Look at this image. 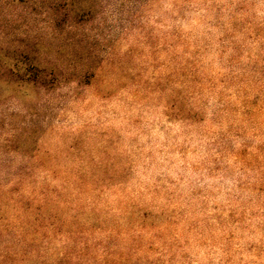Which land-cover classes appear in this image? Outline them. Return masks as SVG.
Returning a JSON list of instances; mask_svg holds the SVG:
<instances>
[{"label":"clouds","instance_id":"clouds-1","mask_svg":"<svg viewBox=\"0 0 264 264\" xmlns=\"http://www.w3.org/2000/svg\"><path fill=\"white\" fill-rule=\"evenodd\" d=\"M161 11L165 40L185 54L141 66L121 40L149 38ZM42 19L51 37L56 21ZM68 32L94 45L93 60L53 90L0 91V119L17 138L37 112L94 109L77 133L76 184L23 181L0 214V264H61L69 252L71 264H264V0H97L94 19ZM46 196L51 226L35 231Z\"/></svg>","mask_w":264,"mask_h":264},{"label":"rangeland","instance_id":"rangeland-1","mask_svg":"<svg viewBox=\"0 0 264 264\" xmlns=\"http://www.w3.org/2000/svg\"><path fill=\"white\" fill-rule=\"evenodd\" d=\"M14 1L0 0V91L7 88L53 90L59 87L60 79L68 68L93 60L94 45L76 39L72 32H68L67 36L64 33L68 28L82 27L94 19L97 0H69L73 2L72 5L56 9L53 6L56 0H29L27 5ZM45 13L56 21L51 37L39 31L40 25L45 22L42 19ZM146 23L150 25L149 38H143L142 29H132L121 40L124 48L133 54L141 66L151 68L156 61L175 60L185 54L181 45H173L165 40L170 21L163 11ZM30 73L41 77L36 85L18 80ZM94 116V109L85 110L72 103H64L54 114L35 113L32 130L17 138L5 135L10 128L16 127L15 123L0 119V214L8 202L20 193L24 180L35 183L37 176L51 183L68 179L76 184V180L72 179V170L82 161L85 143L83 135L77 133L84 122ZM37 134L43 138L41 153L34 145ZM13 165L16 166L15 170ZM65 169L69 172L68 176L64 175ZM13 176H19L21 180L8 188ZM52 192L57 197L61 196L55 189ZM17 202L22 203L26 212L33 208V202L22 195ZM32 223L35 231L51 226L47 196L43 204L35 206ZM91 227L92 230H103L99 223ZM71 255V252L67 253L61 264H71Z\"/></svg>","mask_w":264,"mask_h":264},{"label":"trees","instance_id":"trees-1","mask_svg":"<svg viewBox=\"0 0 264 264\" xmlns=\"http://www.w3.org/2000/svg\"><path fill=\"white\" fill-rule=\"evenodd\" d=\"M47 1V0H46ZM14 2L27 5L29 4V0H15ZM73 2H69V0H56V3H53L54 9L59 8V7H64V6H69L72 5ZM41 78V77H39ZM39 78L37 76H33L32 73L28 75H23V77L19 78L18 80L21 81L22 83H28V84H33L36 85L37 82H39Z\"/></svg>","mask_w":264,"mask_h":264}]
</instances>
